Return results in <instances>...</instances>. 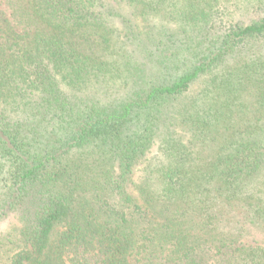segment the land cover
<instances>
[{
	"label": "trees",
	"instance_id": "16d2710c",
	"mask_svg": "<svg viewBox=\"0 0 264 264\" xmlns=\"http://www.w3.org/2000/svg\"><path fill=\"white\" fill-rule=\"evenodd\" d=\"M0 264H264V0H0Z\"/></svg>",
	"mask_w": 264,
	"mask_h": 264
}]
</instances>
